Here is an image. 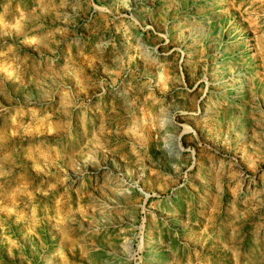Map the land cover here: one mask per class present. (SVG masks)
Instances as JSON below:
<instances>
[{
	"label": "rangeland",
	"instance_id": "obj_1",
	"mask_svg": "<svg viewBox=\"0 0 264 264\" xmlns=\"http://www.w3.org/2000/svg\"><path fill=\"white\" fill-rule=\"evenodd\" d=\"M48 1L0 0V264H264V0Z\"/></svg>",
	"mask_w": 264,
	"mask_h": 264
},
{
	"label": "crops",
	"instance_id": "obj_2",
	"mask_svg": "<svg viewBox=\"0 0 264 264\" xmlns=\"http://www.w3.org/2000/svg\"><path fill=\"white\" fill-rule=\"evenodd\" d=\"M102 1V0H101ZM155 3H157L158 5H160L161 11H163V6H164V1L165 0H153ZM44 2H49L48 0H27L28 5H33L36 6L37 4L40 3H44ZM138 18H142V20L146 19V17H142L139 14L137 15ZM168 17H166V22H168ZM132 32L130 33V37L132 38V41L134 43V39L136 38L139 39L138 36H136V34H134V36L132 37ZM158 34V33H157ZM164 33H160V35L162 36ZM165 34L168 35L167 31H165ZM148 33H140V39L143 41L142 43H140L143 47H144V52L147 53H151V51H149L148 49V45L146 44L148 41ZM136 47V45H135ZM137 48V47H136ZM141 48V46H140ZM143 52V51H141ZM162 64V62L158 63V66H160ZM170 82L174 83L175 85H171V89L170 87H168V85H165V91H162L163 88V84H156V85H149L148 82L143 81V82H134L131 84V86L134 88V100H136L138 103H140V105L138 106V109L141 110H146L149 107L146 106V103H161V102H170L173 99H176L177 101L180 100H184L186 97V91H185V84L183 82H179L177 80V83H175V79H172ZM167 88V89H166ZM191 95V94H190ZM159 97V98H158ZM162 105V104H161ZM158 106V110L161 111L162 107L164 106Z\"/></svg>",
	"mask_w": 264,
	"mask_h": 264
}]
</instances>
